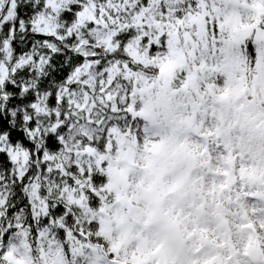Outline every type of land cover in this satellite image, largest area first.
Wrapping results in <instances>:
<instances>
[{
  "label": "snow or ice",
  "instance_id": "snow-or-ice-1",
  "mask_svg": "<svg viewBox=\"0 0 264 264\" xmlns=\"http://www.w3.org/2000/svg\"><path fill=\"white\" fill-rule=\"evenodd\" d=\"M0 264H264V0H0Z\"/></svg>",
  "mask_w": 264,
  "mask_h": 264
}]
</instances>
